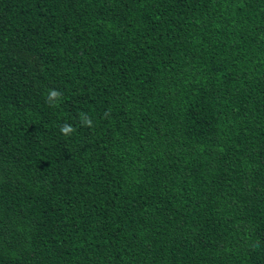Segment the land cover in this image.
I'll list each match as a JSON object with an SVG mask.
<instances>
[{"label":"trees","instance_id":"obj_1","mask_svg":"<svg viewBox=\"0 0 264 264\" xmlns=\"http://www.w3.org/2000/svg\"><path fill=\"white\" fill-rule=\"evenodd\" d=\"M0 264H264V0H0Z\"/></svg>","mask_w":264,"mask_h":264},{"label":"clouds","instance_id":"obj_2","mask_svg":"<svg viewBox=\"0 0 264 264\" xmlns=\"http://www.w3.org/2000/svg\"><path fill=\"white\" fill-rule=\"evenodd\" d=\"M55 95V93H53ZM62 133L68 134L69 132L73 131L72 127L70 125H64L61 129Z\"/></svg>","mask_w":264,"mask_h":264}]
</instances>
